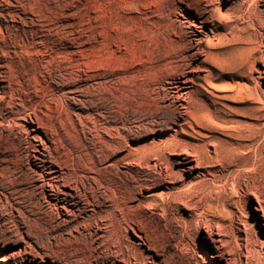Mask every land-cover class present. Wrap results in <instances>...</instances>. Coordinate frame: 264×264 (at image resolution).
I'll return each instance as SVG.
<instances>
[{
  "label": "rangeland",
  "instance_id": "obj_1",
  "mask_svg": "<svg viewBox=\"0 0 264 264\" xmlns=\"http://www.w3.org/2000/svg\"><path fill=\"white\" fill-rule=\"evenodd\" d=\"M257 199L264 0H0V264H246Z\"/></svg>",
  "mask_w": 264,
  "mask_h": 264
},
{
  "label": "bare ground",
  "instance_id": "obj_2",
  "mask_svg": "<svg viewBox=\"0 0 264 264\" xmlns=\"http://www.w3.org/2000/svg\"><path fill=\"white\" fill-rule=\"evenodd\" d=\"M182 83L183 82H176V83H174V87H175L174 89L177 90V93L179 94L178 96H181V97H183L184 94H181L180 92L183 91V89H185L181 85ZM184 99L185 98H183L182 100H184ZM179 106H181L184 109L183 111L180 112V115L179 116L181 117V119L183 121H185V123L190 124V122L188 121L190 119H188V118H192V120H193V117H191L192 115L190 116V113H189V110L190 109H189V107L188 108L185 107L184 104H179ZM213 116L214 115L210 113L209 116H207V117H211L210 118V121H212ZM204 119H205V117H204ZM215 119H216V117L214 116L213 120H215ZM207 121H209V120H207ZM216 126H219V124H215V127ZM184 147H183L185 149V152L184 153H185V156H187V157H185L186 163L190 164L193 161H195L196 164H197L196 167L190 166V169L199 168V167L201 168V166L206 163V160H205L206 157H204L202 154H200L199 152H195V151H194V153L193 152H190L188 149H186L188 146L187 147L184 146ZM218 151L219 150H216V154H217L216 156H219V154H220L219 153L220 151L219 152ZM191 157L194 158V160L191 161L190 160ZM167 173H168L167 174V177L172 176V174H170L168 170H167ZM67 196H68V194H67ZM70 196H72V195H70ZM257 200H258V203H259L260 208H261L260 210L263 213V217H264V205H263V203L259 199H257ZM214 240H215L216 243H220L219 250H218V252L220 253L219 256L220 257L221 256L223 257V260L226 261V264H244L243 262H241V261L238 262L237 260H235L233 258H228V257L226 258L225 255H223L224 250H226V244H225L226 242H224L222 239H214ZM245 257H246V260H247L246 264H264V254H260L259 252L258 253H255L254 251H252L250 249H247V254L245 255ZM113 264H116V263H113ZM153 264H155V263H153Z\"/></svg>",
  "mask_w": 264,
  "mask_h": 264
}]
</instances>
